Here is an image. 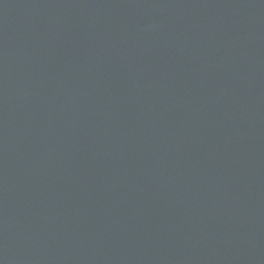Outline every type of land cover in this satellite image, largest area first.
Returning a JSON list of instances; mask_svg holds the SVG:
<instances>
[{"label":"water","instance_id":"water-1","mask_svg":"<svg viewBox=\"0 0 264 264\" xmlns=\"http://www.w3.org/2000/svg\"><path fill=\"white\" fill-rule=\"evenodd\" d=\"M0 264H264V0H0Z\"/></svg>","mask_w":264,"mask_h":264}]
</instances>
